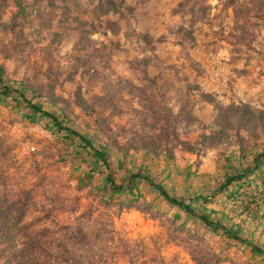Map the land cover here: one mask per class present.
<instances>
[{"label": "rangeland", "instance_id": "rangeland-1", "mask_svg": "<svg viewBox=\"0 0 264 264\" xmlns=\"http://www.w3.org/2000/svg\"><path fill=\"white\" fill-rule=\"evenodd\" d=\"M85 1L75 3L84 5ZM15 2L4 0L0 6V64L9 75L16 55H4L9 48L23 44L22 55L29 66L21 64L16 75L25 72L31 77L42 73L37 74L36 83L50 84L53 95L68 102L72 114L87 126V132L93 130L90 123L98 110L95 104L112 94L116 83L122 86L116 112L103 109L99 116L110 131L116 132L120 143L132 136L155 138L159 126H163L154 124L151 113L140 105L138 92L134 91L138 88H142L141 99L149 97L158 114L165 107L176 114L177 100L184 101L187 85L210 94L222 106L248 104L264 113V0H233L236 5L242 3L235 19L222 0H189L183 10L180 4L186 0H113L122 13L121 30L109 40L117 39L119 50L113 43L112 53L93 70L82 60L76 61L86 56L85 51L74 48L78 47L76 34L58 36L63 32L52 23L35 33V20L24 25L19 36L10 28L4 29L1 24L15 15ZM40 2L19 0V6L27 12L31 7L43 9ZM191 2L197 3L193 9L200 19L196 18L191 28L193 42L180 46L171 29L188 22L189 14L185 13ZM65 3L69 5L70 1ZM200 9H204V16H200ZM80 17L86 21L84 28L90 22L97 24L98 31L89 38L108 45L101 36L104 21L97 22L90 14ZM124 33L129 34L127 40ZM145 36L151 41V50L144 42ZM44 50L52 56L49 69L42 60ZM141 56L150 57L156 65L146 67V76L139 67L136 71L127 63ZM148 79L156 80L155 88ZM128 90L133 94L129 95ZM189 95L195 121L184 123L179 119L174 129L179 139L193 143L199 135L215 128V111ZM81 100L86 110L76 106ZM139 114L145 115L142 123ZM240 135L246 137L243 132ZM63 137V133H55L47 119L30 115L12 103L0 102V199H13L22 191L28 192L30 206L24 222L31 224L33 232L46 229L44 237L37 236L39 247L31 251V256L10 260L0 246V264H65L70 259L81 264H264L261 255L219 231L198 227L190 230L191 222L184 221L181 212L166 208L144 189L139 210L118 208L116 196L113 203H104L100 198L104 196V173L90 172L94 160L78 150L74 142L64 143ZM258 140L260 143L262 139ZM234 148L227 144L225 150L229 153ZM221 150L206 149L195 156L177 148L175 164L214 175ZM109 161L114 162L112 177L119 183L125 168L113 155ZM86 174L88 178L84 177ZM170 180L167 184H178ZM261 204L259 211L263 212L264 202ZM260 231L264 236V227ZM12 244L14 250L23 248L20 238Z\"/></svg>", "mask_w": 264, "mask_h": 264}, {"label": "trees", "instance_id": "trees-1", "mask_svg": "<svg viewBox=\"0 0 264 264\" xmlns=\"http://www.w3.org/2000/svg\"><path fill=\"white\" fill-rule=\"evenodd\" d=\"M40 1L43 9L31 7L27 12L24 7L19 6V0H16L15 15L19 17L13 15L7 23L1 24L2 27L10 28L19 36L22 27L35 20L38 24L35 33L52 23L57 30L63 32L58 33V36L76 34L78 47L74 46V48L85 51L86 55L76 61L82 60L92 70L95 66L104 63L103 57L106 58L112 53L113 43L115 50H119L118 40L116 39V42L109 40L110 37L117 36L121 30L119 22L122 13L113 0H86L84 5L75 3V0ZM67 1H70L69 5L65 3ZM188 3L189 0H186L185 3L180 4V8L185 9ZM222 3L231 8L234 19L238 18L236 9L242 3L236 5L233 0H222ZM196 5L197 3L191 2L185 13V15L189 14L188 22L171 29L177 45L184 46L185 43L193 42L191 28L195 20L200 19L193 9ZM199 12L200 16L205 15L204 9H200ZM83 14H90V17L97 22L104 21L101 36L106 38L108 45L100 40L96 43L89 38L98 31L97 24L90 22L87 28H84L83 24L86 26V21L82 22L84 18L80 17ZM128 38L129 34L124 33V39ZM144 42L148 50H151L148 36L144 37ZM23 46L22 44L9 48V53L4 55L5 58L9 54L16 55V64L9 75L0 64V102L4 105L12 103L15 107H23L30 115H39L47 119L57 135L64 134L62 139L64 143L70 145L74 142L78 150H83L93 159L94 163L88 170L98 174L104 173V183L101 186L104 196L100 197L104 203H113L116 196L118 208L134 207L139 210L141 206L138 201L143 197L144 189L156 196L158 201L163 202L166 208L181 212L184 221L191 222L190 230L198 227L206 231H219L226 238L258 253L264 260V236L260 231L264 227V211H259L261 202H264L263 112L254 110L248 104L231 103L222 106L210 94L197 92L195 87L187 85L184 101L177 100V113L173 114L170 107H165L164 112L158 114L151 105L149 97L141 99L142 88H138L134 91L138 92L140 105L151 113L154 124L161 123L163 126H159L155 138L147 135L140 138L132 136L120 143L117 141L116 132L110 131L104 125L103 118L99 114L103 109L116 112V102L121 100L118 93L122 86L116 83L112 86L111 95L107 94L105 98L98 100L95 104L98 109L95 112L96 117L90 123L93 130L87 132V126L81 124L77 116L72 114L68 102L53 95L50 84L43 86L36 83L37 74L42 73H34L35 75L31 77L25 72L16 75L21 64L29 66L22 55ZM44 52L42 60L49 69L52 56L49 51L44 50ZM127 63L130 69L137 71L139 67L143 76H146V67H156L148 56H141ZM154 79H148V84L155 88ZM127 92L129 95L133 94L131 90ZM188 95L196 101L210 105L215 111V128L199 135L193 143L179 139L174 129L179 119L184 123L195 121ZM76 106L81 110L87 109L82 100ZM139 116L141 123L146 120L144 114ZM240 132L246 137L241 136ZM259 138L262 139L260 143ZM227 144H233L234 150L227 153L225 150ZM177 148L195 156L206 149H222L217 154L214 175L198 173L191 170L189 165L178 168L174 157V150ZM111 155L119 159L126 171L119 183H116L112 177L114 162L109 161ZM158 168L159 172L156 171ZM157 172L158 176L155 175ZM84 177L88 178L89 174ZM168 179H171V182L175 180L178 184L174 185L170 182L167 184ZM122 193L124 198H121ZM144 205L148 206L145 201ZM29 206L28 192L24 191L13 199H0V246H2L1 252L5 251L10 260L22 259L24 255L31 256V251L39 247L37 236H45L46 229L33 232L30 228L31 224L24 222ZM16 238H20L23 248L18 247L16 250L12 248L14 244L12 242L16 241ZM66 240L70 241V238ZM64 262L81 264L75 263L74 259H70V263Z\"/></svg>", "mask_w": 264, "mask_h": 264}]
</instances>
